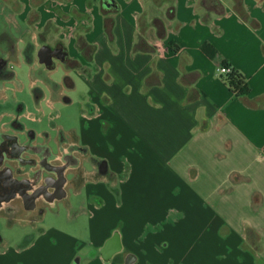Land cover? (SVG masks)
<instances>
[{
	"label": "crops",
	"instance_id": "0c3cea01",
	"mask_svg": "<svg viewBox=\"0 0 264 264\" xmlns=\"http://www.w3.org/2000/svg\"><path fill=\"white\" fill-rule=\"evenodd\" d=\"M15 1L88 89L80 135L57 152L0 125L25 147L5 162L16 189L0 215L36 227L0 234V264H264V0ZM224 195H248L247 224L225 221Z\"/></svg>",
	"mask_w": 264,
	"mask_h": 264
},
{
	"label": "rangeland",
	"instance_id": "374dc122",
	"mask_svg": "<svg viewBox=\"0 0 264 264\" xmlns=\"http://www.w3.org/2000/svg\"><path fill=\"white\" fill-rule=\"evenodd\" d=\"M6 1L9 2L6 4L0 2V35L8 32L16 41V54L9 62V70L15 73V76L9 80H0V105L2 106H0V125L13 121L19 122L22 128L16 132L21 140H25L29 131H33L36 133L34 139L36 138L37 142L49 143L50 147L57 152L59 143H69L80 135L81 127L86 119L83 103L87 97V83L76 74L74 69L60 62H56V67L52 69L39 62L37 53L43 45L41 35L29 23H24L21 4L18 1ZM11 10L19 11L12 15ZM35 14L34 12L32 17H35ZM29 45L32 46L27 51H30L32 56L27 58L25 50ZM2 49L3 47L0 46V53ZM69 77L75 80L76 88L67 86ZM66 97L70 101L66 100ZM9 104H12V107ZM22 104L23 110H18L17 108ZM222 200L223 206L221 205L220 213L223 214L225 221L232 220L247 224L251 218L247 204L248 195H224ZM63 205L64 203L59 205L62 212L58 221L66 217ZM46 209L47 214L40 223L51 224V217L55 219L57 213H53L55 211H52L50 207ZM0 225V234L15 240L22 239L36 229L20 222L11 224L1 215ZM251 232L252 228L245 227V235H250Z\"/></svg>",
	"mask_w": 264,
	"mask_h": 264
},
{
	"label": "flooded vegetation",
	"instance_id": "af4514ba",
	"mask_svg": "<svg viewBox=\"0 0 264 264\" xmlns=\"http://www.w3.org/2000/svg\"><path fill=\"white\" fill-rule=\"evenodd\" d=\"M0 46L3 47L0 53V80H9L15 76V73L9 70V62L12 57L16 54V41L8 34V32H4V34L0 35ZM27 49V48H26ZM49 53L57 57L60 54H63L64 51L52 48V50H48ZM27 58H30L32 54L30 51L25 50ZM38 57V56H37ZM12 107V104H9ZM1 106V105H0ZM21 106L17 108L21 109ZM2 107V106H1ZM9 109V108H7ZM15 121L11 122L14 124ZM29 141L26 147L31 146L32 141L35 137L34 132L29 131L28 133ZM16 137L10 134L0 132V166L3 167L2 171H0V202L5 199H10L12 192L16 189L14 181L8 178V173L6 171H11V167L7 165L5 162H8L10 158H12L15 153L25 148L24 146L16 147ZM35 165V169L32 173V179L28 180L31 184V190L33 192V197H36L45 189V182L41 179L43 174V169L45 167V162L41 161L40 166H37L35 161H32ZM39 165V164H38ZM18 185L22 188H25V181L17 182Z\"/></svg>",
	"mask_w": 264,
	"mask_h": 264
},
{
	"label": "trees",
	"instance_id": "16d2710c",
	"mask_svg": "<svg viewBox=\"0 0 264 264\" xmlns=\"http://www.w3.org/2000/svg\"><path fill=\"white\" fill-rule=\"evenodd\" d=\"M109 28V23H107ZM210 47L209 43L204 44V50L207 51V48ZM31 46L29 45L26 50H30ZM230 68V72L223 74L224 81L229 85L230 89L233 90L237 94H247L250 91L249 86L246 84L244 79L237 73L236 69L230 66L228 63L225 65ZM76 264V263H75Z\"/></svg>",
	"mask_w": 264,
	"mask_h": 264
},
{
	"label": "water",
	"instance_id": "95a60500",
	"mask_svg": "<svg viewBox=\"0 0 264 264\" xmlns=\"http://www.w3.org/2000/svg\"><path fill=\"white\" fill-rule=\"evenodd\" d=\"M109 5H110L109 2L104 3L105 7H108ZM48 50H52V48L49 47L48 45L42 46L38 50L37 56L40 63L44 64L47 68L52 69L55 66L54 58L53 55L49 53ZM64 55H66V53ZM60 60L63 61L64 59L61 58Z\"/></svg>",
	"mask_w": 264,
	"mask_h": 264
},
{
	"label": "built area",
	"instance_id": "2783aa9c",
	"mask_svg": "<svg viewBox=\"0 0 264 264\" xmlns=\"http://www.w3.org/2000/svg\"><path fill=\"white\" fill-rule=\"evenodd\" d=\"M227 72H230V68L227 67V66H221V67L218 69V74H219L220 77H221L223 74L227 73Z\"/></svg>",
	"mask_w": 264,
	"mask_h": 264
}]
</instances>
